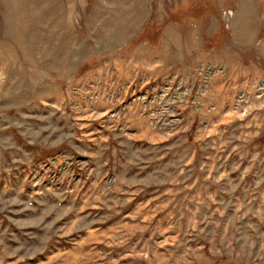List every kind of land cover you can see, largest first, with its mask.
<instances>
[{"label": "rangeland", "instance_id": "obj_1", "mask_svg": "<svg viewBox=\"0 0 264 264\" xmlns=\"http://www.w3.org/2000/svg\"><path fill=\"white\" fill-rule=\"evenodd\" d=\"M0 264H264V0H0Z\"/></svg>", "mask_w": 264, "mask_h": 264}]
</instances>
